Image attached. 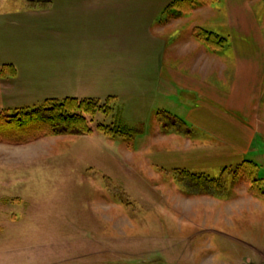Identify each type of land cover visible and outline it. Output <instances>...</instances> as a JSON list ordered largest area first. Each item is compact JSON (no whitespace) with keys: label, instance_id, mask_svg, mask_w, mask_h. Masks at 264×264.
Instances as JSON below:
<instances>
[{"label":"rangeland","instance_id":"374dc122","mask_svg":"<svg viewBox=\"0 0 264 264\" xmlns=\"http://www.w3.org/2000/svg\"><path fill=\"white\" fill-rule=\"evenodd\" d=\"M244 1L248 8L232 10L233 20L247 15L250 21H242L247 29L255 26L254 13L263 32L256 40L264 58V0ZM165 4L164 0H0V113L10 115L47 100L83 98L87 97L83 93L96 91L83 88V48L104 57V46L116 49L120 78L108 89L128 90L118 98L114 95L122 115L102 111L89 115L93 128L89 133L51 134L24 144L0 137V264H193L185 260L190 256L184 252L186 241L196 231L191 222L199 224L207 209L190 214L195 200L178 203L175 192L193 188L178 181L172 169L185 158V141L157 133L164 123L174 130V117L159 113V108L177 110L175 103H183L174 100V88L167 94L166 86L161 90L157 86L149 93L146 86L137 85H144L142 70L158 39L166 45L161 58L159 51L157 56L172 65L182 62L174 53L189 41L174 43L186 40L191 29L198 37L200 33L201 44L209 47L199 55L201 72L212 73L207 81L219 89L234 79L242 48H255L256 40L232 27L226 0L195 8L187 2L168 9ZM197 8L200 11L193 13ZM177 11L183 14L176 17ZM208 31L219 37L213 33L214 38L207 40ZM101 34L115 35L104 40ZM127 82L128 86L123 84ZM105 87L98 91L105 92ZM108 95L91 97L106 105ZM217 106L209 107L217 119L184 120L186 128L181 131H193L191 149L200 158L189 167L199 173L192 181L229 195L236 192L231 176L236 167L224 174L223 168L203 157L204 147L219 143L203 126L233 124ZM123 119L136 128L134 135L109 136L97 130L100 122L122 126ZM260 150L258 145L246 157L259 164L264 176V149ZM200 174L220 179L206 180ZM221 178L225 188L219 190ZM184 206L187 211L178 208ZM254 217L255 223L251 214L241 221L232 216L235 232L264 247V210ZM202 224L224 226L217 218H204ZM195 238L191 240L196 242ZM210 239L215 235L199 231V240ZM221 248L229 251L223 242ZM233 254L237 256L235 250Z\"/></svg>","mask_w":264,"mask_h":264},{"label":"crops","instance_id":"0c3cea01","mask_svg":"<svg viewBox=\"0 0 264 264\" xmlns=\"http://www.w3.org/2000/svg\"><path fill=\"white\" fill-rule=\"evenodd\" d=\"M164 1L168 4L171 0ZM244 6L248 8L247 1L232 0L231 3L228 4V0H226V12L230 24L232 27H235L243 37H255V40L259 38V34H262L263 37V32L259 30V23L254 13H252L251 16L256 21H254L255 26L246 27L247 29L243 28L244 24L242 22L246 21L248 23L247 20L250 21V17L247 15H243L241 19L236 18L235 21L233 20L232 15L234 12L232 10L235 11ZM197 9L194 10L193 13L200 11L199 8ZM201 11H206V9H202ZM197 25L196 23L193 24V26ZM192 30L193 29H191L186 40L178 39L174 43V45H178L189 41L174 53L176 58L182 60V62L177 64L168 65L160 61L166 43L164 44L162 39H158V42L155 43L154 54L151 55L149 65L142 70V81L144 85L140 84L137 86H139L138 88H144V86H146L149 93L155 91L157 86L160 90L163 86H166L167 94L172 91L173 88L176 89L175 95L173 96L174 100L183 104L175 103L177 110L159 108L158 111H166L171 114V116L181 118L187 123H190L191 120L200 122L199 119L203 118L217 119V116L212 114V110L209 107L212 106L216 108L218 105L217 107L220 108L218 110L222 108L221 111L223 116L230 120L233 119V124L225 123L223 125H214V123L211 122L209 125L203 126L204 131L208 132L219 141L218 145L213 148L204 147L203 157L206 162H210L214 165L218 164L220 168H223L225 174L229 168H237L241 166L245 160H251V158H247L246 156L255 148L257 149L258 145L261 150L264 149L262 142L264 141V102H262V93L264 90V58L261 56L263 54V48L261 47V42L257 40L255 48L243 47L238 56L236 66L237 73L234 75V79L232 81L230 79V83L227 86H223L222 89H219L213 83L207 81L210 76H213L212 73L201 72L199 55L201 50L207 51L209 47L203 46L199 37L192 33ZM252 34H255V36H252ZM114 35L115 34H101V37L106 40L111 39ZM158 51L160 58L157 56ZM194 52H197V54L194 55ZM104 55L106 57L98 52L93 55L92 53L85 52L83 48V88L91 90L95 87L96 90L93 93H91L92 91H88L89 93L87 94L83 93V96L99 97L102 96V94H112L116 95L118 98L119 94L128 92V90H125L118 93L117 89H108L112 88L120 78L119 72L121 69L118 66L119 57L117 56L116 49L110 46H104ZM122 70L125 71L124 67ZM207 70H209L208 67ZM223 77L225 78V76ZM128 83L129 82L123 84L128 86ZM106 85L105 92L98 91L99 88L103 89V86ZM147 91L144 89L145 93H148ZM180 110L186 111V115H180ZM189 126L194 127L190 124ZM192 132L188 134L176 131L166 132L162 130V127H160L159 132H157L161 138H167V135L170 134L172 137H179L185 141L182 149L185 158L180 165L172 169L176 171V178H180L178 181H183L187 184L190 183L193 185V188L191 190L188 189L190 187H184L182 190L175 192L178 203L180 200H186L187 202L195 200L197 205L193 207L194 211L190 214H199V210L207 209L203 216H199L201 218L199 224L191 222L196 231H193L194 233L186 241L187 249L184 250V252L187 251L190 256L186 257L185 260L193 264H264V247H262V245H257L258 243L252 239H245L241 233L235 232L236 220L233 221L232 219V216L236 215L238 221H241L244 215L251 214L253 216V222L255 223L254 215L260 212V210H264L262 204L264 195L251 191L252 185L250 181H248L241 172L231 175L232 179H234L232 180V184L234 188H236V192L233 194L226 195L222 191H213L207 187V185L197 187L193 182L197 181L193 174L199 173H193L189 168L194 162L200 160V158L198 159L199 156L194 154L191 149L193 143ZM179 150L181 151V148ZM221 158L222 160H220ZM150 160L152 161V159ZM251 161L257 164V173L255 177L264 178V176L259 174V164L254 160ZM233 164L235 165L233 166ZM161 165V168H166L164 164ZM181 171H184V173L181 174ZM190 173L192 175H190ZM200 178L211 181L213 179H220L219 176L216 175L206 176L204 174H200ZM218 185L219 190L224 189V179L221 178ZM261 186L264 189V180ZM187 207L188 206L178 208L187 211ZM256 210L258 211L256 212ZM182 216L186 217L188 215ZM204 218H217L224 226L219 227V229L213 228L217 227L216 225L207 228V225L202 224ZM233 222L234 228L230 229ZM227 223L231 225L226 227ZM201 230L207 231L208 234L215 235V239L209 240L213 243L199 240V231ZM231 232L234 234L237 233L236 236L231 235ZM194 237H196V242L191 240ZM222 242L229 251L225 252L221 248ZM233 250H235L237 256L233 254Z\"/></svg>","mask_w":264,"mask_h":264},{"label":"trees","instance_id":"16d2710c","mask_svg":"<svg viewBox=\"0 0 264 264\" xmlns=\"http://www.w3.org/2000/svg\"><path fill=\"white\" fill-rule=\"evenodd\" d=\"M217 1L219 0H171L167 4L166 9L173 8L176 4L182 2L190 3L192 4V8H195V6L198 5ZM182 14L181 11H177L175 16L179 17ZM196 29L199 32L198 29H200V27H197ZM210 33L211 34L206 38L207 40L214 38L213 35L219 37L218 34H215L212 31ZM198 35L201 37L200 33H198ZM114 99V95H108L106 100L107 104L104 105L95 97L78 98L74 96H66L63 99L47 100L42 106L32 109L25 108L14 114L5 115L0 113V137L2 140L9 143L24 144L51 134L72 132L83 134L89 133L93 129L90 125V120L88 118L89 115L94 116L100 111L103 113L113 112L121 114L122 108L116 104ZM159 113L171 118V114L166 111H161ZM173 117L172 124L174 130H171V128L168 127L170 124L168 125L167 123L162 124V130L166 132L176 131L188 134L189 129L181 131L183 127L186 128V122L181 118ZM98 129L109 136L117 134H127L132 136L136 131V128L125 124L124 119L122 126L100 122L97 125V130ZM256 165L257 164L251 160H245L241 166L235 168L234 173L242 172L243 176L250 181L252 185L251 191L264 195V189L261 186L264 178L255 177V174L257 173ZM244 168L247 172H245ZM182 173H184V171H181V174ZM190 175L192 174L190 173Z\"/></svg>","mask_w":264,"mask_h":264}]
</instances>
